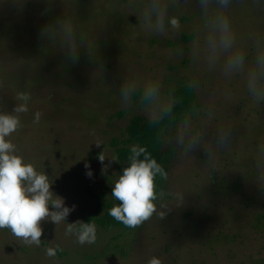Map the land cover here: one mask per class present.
<instances>
[{
	"label": "rangeland",
	"instance_id": "rangeland-1",
	"mask_svg": "<svg viewBox=\"0 0 264 264\" xmlns=\"http://www.w3.org/2000/svg\"><path fill=\"white\" fill-rule=\"evenodd\" d=\"M184 83L199 109L172 136L157 213L130 232L93 222L96 240L78 243L89 190L118 179L113 138ZM21 93L8 139L74 210L42 221L39 245L0 229V264H264V0H0V111Z\"/></svg>",
	"mask_w": 264,
	"mask_h": 264
},
{
	"label": "clouds",
	"instance_id": "clouds-1",
	"mask_svg": "<svg viewBox=\"0 0 264 264\" xmlns=\"http://www.w3.org/2000/svg\"><path fill=\"white\" fill-rule=\"evenodd\" d=\"M228 0H222L227 4ZM175 24V21H172ZM224 33L223 43L229 39L228 22H221ZM22 103H17L12 112L0 111V229H10L11 232L30 244L39 245L43 234L42 221L49 220L56 225L67 221L70 212L74 210L65 204L63 198L53 199L48 176L39 172L36 167L17 154L15 145L8 137L20 126V113L28 111L30 96L21 93L18 97ZM35 122H39L40 113L35 114ZM99 146V143H97ZM144 154L141 159V154ZM101 162L105 160L99 156ZM86 175L91 176L89 164ZM163 175L160 164L151 158L143 147H133L129 163L114 183L112 197L119 203L110 209L109 214L127 226H136L157 213L156 178ZM161 218L164 212L158 213ZM73 223H68L67 231L73 232ZM80 244H91L96 240L94 224L84 222L76 232ZM46 254L55 256L56 251L48 248ZM148 264H161L153 257Z\"/></svg>",
	"mask_w": 264,
	"mask_h": 264
},
{
	"label": "trees",
	"instance_id": "trees-1",
	"mask_svg": "<svg viewBox=\"0 0 264 264\" xmlns=\"http://www.w3.org/2000/svg\"><path fill=\"white\" fill-rule=\"evenodd\" d=\"M184 37L189 38L188 36ZM76 42L82 45L83 38L78 37ZM54 75L55 80H58L55 81L57 86H60L61 80L65 79L66 74L61 75L55 72ZM141 94L143 95L142 90L134 92L136 97ZM171 96V104L163 109L157 118L153 119L141 113L132 115L121 134L115 136L112 141L117 167L120 170L117 178L124 167L128 165L133 147L145 148L151 158H154L160 164L163 175H158L156 178L157 199L165 189L166 173L170 169L169 164L175 157V146L171 143L172 136L181 125L189 122L199 109L197 90L189 83L181 84L171 90ZM148 101L149 98L145 97V102ZM122 114H124V111L121 112ZM143 156L142 153L140 158L143 159ZM115 182L106 184L100 191L89 190L91 196L88 199V204L92 210L85 215V219L86 222L91 224L95 222L103 230L130 232L137 225L134 227L127 226L109 214L110 209L119 203L111 195ZM255 219L256 222L252 227L261 228L264 222V214L257 216ZM80 227L81 225H78V229Z\"/></svg>",
	"mask_w": 264,
	"mask_h": 264
}]
</instances>
